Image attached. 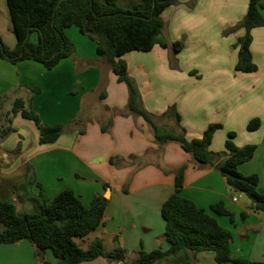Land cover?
Segmentation results:
<instances>
[{
    "label": "crops",
    "instance_id": "0c3cea01",
    "mask_svg": "<svg viewBox=\"0 0 264 264\" xmlns=\"http://www.w3.org/2000/svg\"><path fill=\"white\" fill-rule=\"evenodd\" d=\"M5 1V4H4ZM139 0H120L128 6ZM166 9L163 37L170 43L181 42L180 52L155 46L150 52L133 51L122 57L129 75L137 82L144 107L161 116L176 106L188 140L200 138L211 124H220L210 150L225 151L231 132L239 148L256 145L253 158L239 166L243 175L259 176L258 191L264 194V28L252 30L249 53L255 72L236 69L240 59L238 41L246 31H231L246 16L249 0H178ZM1 13L8 17L9 35L0 36L11 49L16 45L6 0H0ZM264 17V8L261 10ZM74 53L48 70L42 64L25 60L12 64L0 58V192L17 171L25 169L22 181L13 182L23 192L22 199L39 205L41 188L49 198L72 191L89 207L93 198L108 200L102 225L87 236L75 239L87 250L97 239L106 251L116 246L126 250L132 262L144 250L170 248L165 238L166 222L161 209L175 192L176 171L186 166L181 196L215 217L232 233V254L251 261L264 260V213L251 210V201L234 195L222 175L212 165L201 166L177 143L160 146L151 127L141 117L120 115L127 108L129 89L97 55L96 43L76 27L66 30ZM11 35V36H10ZM6 36V37H5ZM33 42L37 36H32ZM38 88V92L32 89ZM22 99L50 126L61 125L63 134L52 144H40V132L33 121L20 113L5 123L13 104ZM255 118L261 127L248 131ZM163 126L173 127L172 121ZM14 132L4 139L2 131ZM106 128V131H103ZM19 149L11 162L8 154ZM10 161V162H9ZM240 195V194H239ZM15 198V197H14ZM17 202V199H12ZM223 203L233 214L220 216L211 206ZM17 206V205H16ZM18 210V207H17ZM19 212V211H18ZM29 213V211H25ZM248 213L243 219L242 213ZM20 213V212H19ZM23 213L21 215H24ZM44 264H57L50 250ZM0 264H42L28 240L0 244ZM82 264H120L98 258ZM160 264H185L184 255ZM194 264H216L212 252L196 255Z\"/></svg>",
    "mask_w": 264,
    "mask_h": 264
},
{
    "label": "trees",
    "instance_id": "16d2710c",
    "mask_svg": "<svg viewBox=\"0 0 264 264\" xmlns=\"http://www.w3.org/2000/svg\"><path fill=\"white\" fill-rule=\"evenodd\" d=\"M12 20L16 45L9 48L0 36V58L16 64L31 60L42 64L46 69L55 68L62 60L74 53V45L66 30L76 27L97 45V55L129 89L127 108L120 115L143 118L151 127L156 142L163 146L174 142L192 155L201 166L212 165L226 180L232 193L246 196L255 213H264V194L259 193V176L243 175L239 171L242 163L250 161L256 145L239 148L233 142L231 132L225 142V151L214 153L210 150L213 136L222 126L211 124L200 138L188 140L181 124V116L176 106L169 107L161 116L151 114L143 105L137 82L129 75L128 65L122 59L133 51L150 52L155 46L181 51V42L170 43L163 37L165 22L163 12L179 4L178 0H139L122 6L120 0H6ZM196 0H191L189 8H194ZM264 0H249L245 18L231 31L244 28L246 34L240 38V53L249 52L252 43V30L264 28L261 10ZM37 36V41L31 40ZM236 69L255 72L257 66L242 60ZM38 92V88L32 89ZM2 101L0 100V108ZM18 113L33 121L40 132V144L55 143L63 134L61 125L44 124L39 115L26 107L22 99H17L9 114L8 123ZM163 121H172L173 127L163 126ZM261 127L259 118L252 119L248 131ZM106 131V128H103ZM9 126L2 131L4 139L13 133ZM19 155V149L12 152ZM186 166L176 171L175 192L164 202L161 214L166 222L165 238L170 244L166 251L157 249L151 252L141 250L132 262L126 261V250L116 246L106 251L101 239L95 240L87 250H83L75 239L83 238L98 229L108 206L103 195L93 198L86 207L72 191H63L49 199L41 188L39 205L33 212L21 215L15 202L5 198L0 192V244H15L28 240L34 247L36 258L44 264L45 252L50 250L57 264H82L98 258L120 264H160L171 258L184 255L185 264H194L198 253L212 252L216 264H264L235 257L232 254L233 236L229 229L222 227L217 219L192 201L181 196ZM211 211L220 216H228L233 221L232 212L223 203L211 206ZM248 213H242L245 219Z\"/></svg>",
    "mask_w": 264,
    "mask_h": 264
},
{
    "label": "rangeland",
    "instance_id": "374dc122",
    "mask_svg": "<svg viewBox=\"0 0 264 264\" xmlns=\"http://www.w3.org/2000/svg\"><path fill=\"white\" fill-rule=\"evenodd\" d=\"M4 4H5V1H4ZM5 22H9V19H8L7 16H5L4 14L1 13V5H0V27H1L2 31H3V35H6V34L9 35V32L6 29V26L9 25V24H5ZM7 124H8V120L5 123V126ZM18 157L19 156L15 155L14 153H9L8 154V159L11 162H13V160L17 159ZM25 169H26V166H25L24 169L18 170L16 172L17 176L11 182L4 181L3 184H2V187H3L2 189H3L4 195L6 197L9 196V195H11V196L14 195V197L17 199V202L15 201V204L17 205L18 211L21 214L26 213L25 211L33 212L35 209H37V206H34L35 203L33 202V199L32 200L29 199L28 201H26L27 199H25V200L22 199L23 197H21V195H23V192L21 190L15 189V187H17V186H15L14 183H13L14 181L17 182V183L22 181L23 176H25L26 173H27V172H25ZM233 194L236 195V196H241L242 197V195H239L238 193H233ZM14 197L12 196L11 199H15Z\"/></svg>",
    "mask_w": 264,
    "mask_h": 264
},
{
    "label": "water",
    "instance_id": "95a60500",
    "mask_svg": "<svg viewBox=\"0 0 264 264\" xmlns=\"http://www.w3.org/2000/svg\"><path fill=\"white\" fill-rule=\"evenodd\" d=\"M240 59L243 62L248 63L251 61V54L249 52H243L240 54Z\"/></svg>",
    "mask_w": 264,
    "mask_h": 264
},
{
    "label": "built area",
    "instance_id": "2783aa9c",
    "mask_svg": "<svg viewBox=\"0 0 264 264\" xmlns=\"http://www.w3.org/2000/svg\"><path fill=\"white\" fill-rule=\"evenodd\" d=\"M233 201H234V202H236V201H237V196H235V197L233 198Z\"/></svg>",
    "mask_w": 264,
    "mask_h": 264
}]
</instances>
